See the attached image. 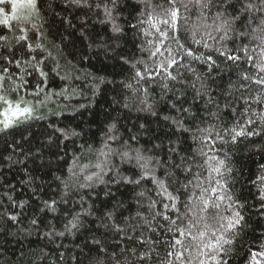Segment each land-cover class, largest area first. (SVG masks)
Instances as JSON below:
<instances>
[{
	"label": "trees",
	"instance_id": "obj_1",
	"mask_svg": "<svg viewBox=\"0 0 264 264\" xmlns=\"http://www.w3.org/2000/svg\"><path fill=\"white\" fill-rule=\"evenodd\" d=\"M243 2L214 0L204 10L207 19L197 9L184 13L188 19L181 23L179 35L195 55L169 69L175 80L161 73L139 84L135 72L143 73L145 66L155 68L157 60L149 59L148 38L133 27L145 7L141 0H116L115 6L112 0H87L80 6L71 0H38L39 16L27 25L29 38L20 44L16 37L22 34L21 22L0 25V35L8 37L7 46L0 48V69L9 68L13 76L2 94L12 100L23 98L35 109L31 117L8 128L0 124V264H188L190 260L198 264V242L176 231L189 219L181 202L186 196L174 191L187 182L184 172L174 167L182 159L192 167L188 179L193 184L197 182L193 174H199L205 187H217L220 195L231 197L220 201L221 215L239 211L243 216L232 236L234 243L225 245L229 251L223 260L251 264L250 253L264 250V183L260 179L264 177V84L256 83L264 78L259 71L264 46L252 39L257 21L243 13ZM152 3L167 7L166 0ZM105 4L112 12L111 20L104 13ZM217 13H223L222 19L239 17L225 39H221L223 32L214 31L221 22L215 19ZM113 22L121 27L120 33L112 31ZM194 30L197 39L205 37L208 48L203 42H192ZM206 32L215 39H207ZM37 43L44 48L29 54L27 45L35 48ZM31 56L44 61L37 67L46 76L24 63ZM13 58L26 71L8 63ZM147 105L151 111L144 110ZM174 120L183 121L189 131ZM232 128L259 134L238 136L233 142L225 133ZM57 129L79 135L65 139ZM197 129H209L212 137ZM112 136L118 139H109ZM105 143L121 151L140 149L159 160L156 174L168 182L169 191L180 195L178 211L171 207L172 201L157 195L159 190L150 182L115 183V172L105 176L104 184L66 189L74 161L78 173L89 166L80 175L83 183L84 175L96 171L91 165L97 151L86 150L89 146L99 150ZM201 149L224 161L222 175L210 172ZM114 161L120 176H133L132 165L120 163L118 157ZM141 191L144 196L138 195ZM152 201L155 206L149 208ZM229 204L231 210H226ZM76 216L78 227L67 231L66 225ZM209 222L214 223L211 216ZM196 232L192 230L193 235ZM177 239L183 243L177 244Z\"/></svg>",
	"mask_w": 264,
	"mask_h": 264
},
{
	"label": "snow or ice",
	"instance_id": "obj_2",
	"mask_svg": "<svg viewBox=\"0 0 264 264\" xmlns=\"http://www.w3.org/2000/svg\"><path fill=\"white\" fill-rule=\"evenodd\" d=\"M83 3H87V0H71L72 4L80 6ZM144 3V10L141 12V16L137 21L136 25L133 27H139L141 29V34L148 38L146 44L148 47L145 49L149 53V59L157 58L155 68L149 69L145 66L143 73L139 70L135 72V79L137 84L141 81H144L147 77L148 79H153L156 75L161 73H166L167 77L171 80H175L176 76H173L169 69L178 68L181 66V62L185 57L194 56L195 51L188 46L186 43H182V37L179 35L180 25L182 22L186 23L188 17L184 16V13H191L193 9L200 11L201 16L204 19L207 17L204 15L205 9H210L214 0H166L167 7L163 5H154L152 0H141ZM223 3L224 0H221ZM113 6L116 4V0H112ZM0 25L8 27L10 21H17L22 23L20 32L22 33L16 37V43L20 44L21 41H27L28 35L27 32L30 31L27 25L32 24L33 19L39 16V7L38 0H0ZM234 7L233 5H228ZM97 7L100 8L101 5L97 4ZM6 8L8 11H6ZM160 8V12H157L156 9ZM243 13L249 15L250 21H257L256 27L252 29V39L259 40L260 45L264 46V0H244L241 4ZM104 13L106 17L110 20L112 18V12L107 7L103 5ZM259 14V15H257ZM223 13L216 14V20H220L219 24H216L214 31L223 32L224 35L221 39L227 38L228 31L231 30L232 23L239 19L238 16H232L231 19H222ZM215 23V21H214ZM34 26V25H33ZM205 27H209L205 25ZM112 31L114 33H120L122 31L121 27L115 22L112 23ZM259 33V35H257ZM241 35H245L241 33ZM192 42L195 44H200L203 42V46L208 48L209 45L206 42L205 37L197 39V31H192ZM207 39H215L212 36L211 32H206L205 34ZM0 41H3V44H0V48L7 46L8 37L7 35H0ZM172 45H175L173 47ZM28 53L35 51L36 49H43L44 45L37 43L35 48L32 45H27ZM221 55H226L227 53L221 52L220 49H216ZM246 51V49H245ZM182 53V55H181ZM261 62L259 63V71L264 72V47H261ZM51 53H49V56ZM229 59H239L236 56H228ZM7 59V58H5ZM207 59L211 60L209 55ZM249 59H253L249 57ZM35 61V63H33ZM43 60L37 59L36 56H31V59H25L24 63L31 65L33 71H38L40 75L46 76L47 74L43 71L42 68L37 67V65L43 64ZM8 63L15 64L17 69L21 71H26V69L21 68V61L12 59L8 60ZM135 68V65H133ZM31 74V73H29ZM63 78V77H62ZM13 76L10 74V70L7 67L0 69V105H3L0 108V123L3 124L4 128H8L14 123H16L21 117L29 118L33 115L35 109L23 98L19 100L9 99L8 96L2 94L4 92V85L7 81L12 80ZM23 79V77H20ZM248 79V77H245ZM256 83L264 84V78L257 80ZM128 88H132V84L125 85ZM164 88H167L168 85L164 84ZM17 88H13L12 91H17ZM140 91V89H137ZM146 92L147 90L144 89ZM39 95V93H36ZM259 102V98H257ZM141 103H146V101H141ZM152 106L147 105V111H151ZM187 111V109H183ZM155 114V113H153ZM168 119V117H165ZM174 123L179 125L183 131H189L187 128H183V121L174 120ZM252 121L249 120V123ZM115 125L112 126L114 128ZM112 128L109 131H112ZM64 136L65 139H68L72 136L79 135L74 130L68 129H57ZM197 131L202 133H207L208 137H212V133L209 129H197ZM225 133L231 135V139L234 142L238 136L244 135H258L259 133L255 132H246L243 128L237 131L236 128L225 129ZM217 137L223 139L220 136V133L215 134ZM111 140L118 139L115 136L109 137ZM197 139L196 136H193V140ZM83 147V146H82ZM87 152L97 151L96 162L92 163V167L96 171L90 172L88 175H84V182H80V175H83L85 170L89 167L84 165L79 169V173L76 171V161L69 168L71 173L69 181L65 182L64 186L66 189L75 186L78 184L80 188H92L96 184H104L105 176L111 172H115V176L112 177L113 182L115 183H126L139 186L142 183L150 182L153 184L159 191L157 195L166 197L169 201H172L171 207L173 209L177 208L176 201H180V195H174L173 192L169 191V185L166 180H162L157 176V168L160 165L159 160L154 161V157L146 156L140 149L127 148L126 150L121 151L120 148H113L108 143H105L103 148L99 150H93L91 146L86 150ZM171 151H175L171 149ZM201 156L207 157L204 161L211 173H216L222 175L221 166L224 164V161L217 160L214 156L209 157L202 149L199 153ZM118 157L120 163H128L132 165L136 171L133 173V176H120L119 169L116 166L114 158ZM102 158V159H101ZM78 160V158H77ZM178 170H182L185 174L186 183L180 185L179 188H176L174 191L186 196L183 203V207L186 209L185 216H187L188 223L181 228L180 226L176 227V231L180 235L187 234L191 237L192 240L197 241V252L196 259L198 264H208V261H212L213 264H227L223 260V256L228 254V249L225 248V245H232L234 240L232 238L233 234L236 231L238 225L241 224L243 216L239 211H232L230 216H224L220 214L221 203L220 201L225 200L226 198L230 201L231 197H225L218 193L217 187H208L204 186V182L200 180L199 174H193L196 179V183L193 184L191 180L188 179V174H192V167L187 166L185 160H181L179 164L174 166ZM261 182L264 183V177H261ZM215 183L219 185V180H216ZM193 191H189V188ZM139 196H144L143 191L138 193ZM261 199L264 200V193L261 195ZM55 204V201H53ZM155 206V201H152L149 204V208ZM51 207V205L49 206ZM168 204H164V208H168ZM54 210V209H53ZM226 210H231V204L226 206ZM139 215V213H138ZM157 215H162L157 213ZM209 216L212 217L214 223L209 222ZM111 218V214H109ZM12 219H15L13 217ZM165 220H170V217L165 215ZM177 220L183 223V217L178 216ZM35 223V221H33ZM79 216L73 217V220L69 222V225H66L67 231H72L78 227ZM176 225V221H172ZM196 229L197 232L195 235L192 234V230ZM123 231V229H119ZM171 231V229H170ZM64 233H59L63 235ZM177 244L183 243L181 240H176ZM172 253H169L171 255ZM251 255V264H264V250L253 251ZM182 257V254H180ZM188 264H192V261H188Z\"/></svg>",
	"mask_w": 264,
	"mask_h": 264
},
{
	"label": "rangeland",
	"instance_id": "obj_3",
	"mask_svg": "<svg viewBox=\"0 0 264 264\" xmlns=\"http://www.w3.org/2000/svg\"><path fill=\"white\" fill-rule=\"evenodd\" d=\"M0 7H4V6H3V5H0ZM6 11H8L7 8H6ZM10 22H12V21H10ZM2 107H3V105L0 106V108H2ZM21 118H24V117H21ZM21 118H20V119H21ZM0 124H2V123H0ZM2 125H3V124H2Z\"/></svg>",
	"mask_w": 264,
	"mask_h": 264
}]
</instances>
